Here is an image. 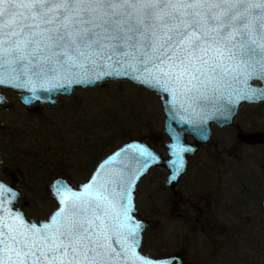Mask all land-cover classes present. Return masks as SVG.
Instances as JSON below:
<instances>
[{"label": "snow or ice", "instance_id": "obj_1", "mask_svg": "<svg viewBox=\"0 0 264 264\" xmlns=\"http://www.w3.org/2000/svg\"><path fill=\"white\" fill-rule=\"evenodd\" d=\"M129 75L186 100L264 96L248 83L264 81V0H0V84ZM121 187L58 182L59 207L38 224L7 206L16 193L0 183V264H126L139 225L121 231Z\"/></svg>", "mask_w": 264, "mask_h": 264}, {"label": "rangeland", "instance_id": "obj_2", "mask_svg": "<svg viewBox=\"0 0 264 264\" xmlns=\"http://www.w3.org/2000/svg\"><path fill=\"white\" fill-rule=\"evenodd\" d=\"M0 178L16 176V208L29 221L57 208L51 180L74 185L90 178L99 160L127 141L150 139L165 152L162 96L127 81H105L58 97V107H26L19 93L2 90ZM264 133V103L244 105L233 128L213 126L182 178L177 196L164 185L168 173L152 169L137 187L142 217L154 221L142 252L162 258L182 252L186 264H264V144L238 134ZM12 183V181L10 182Z\"/></svg>", "mask_w": 264, "mask_h": 264}, {"label": "water", "instance_id": "obj_3", "mask_svg": "<svg viewBox=\"0 0 264 264\" xmlns=\"http://www.w3.org/2000/svg\"><path fill=\"white\" fill-rule=\"evenodd\" d=\"M105 81H127L163 97L164 134L170 138V141L165 143L166 151H157L150 139L127 141L98 162L87 182L74 185L67 178L58 176L49 183L48 191L56 200L58 208L59 204L56 194L58 182H63L74 191L81 192L84 186L90 182L93 184L108 183L111 180L119 178L122 185L120 191L126 190L127 195L123 200L118 201V206L122 204L123 207L128 209V218L125 219V217L121 216V220L126 224V227L121 229V231L126 233L128 228L139 225L135 229L134 235L126 238V243L123 245L126 249L123 261L126 264H186V255L182 252L162 258H154L142 252L144 234L148 229L153 228L154 221L142 217L140 209L137 206V187L152 169H164L168 173V176L164 180V185L171 190L174 196H177L178 186L186 175L191 161L199 154L202 147L209 144L213 133V126L233 128L239 110L244 105H259L264 103V96L249 93L247 98H244L242 95L234 93L231 97L225 95L223 99L218 98L214 104L209 103L207 100H186L182 96L175 97L171 95L159 86H153L151 82H141V80L133 78V75L102 76L99 79L93 77L91 82L86 81L84 83L61 81L59 82V86L45 85L42 88H38L35 92L31 91L28 87H14L12 83L6 80L4 84H0V91L3 88H9L21 92L20 100L30 108H33L37 102L57 107L60 95L71 96L78 87H96ZM248 83L255 89L264 90V81L253 79ZM242 87L244 86L242 85ZM8 104L9 102L0 94V105ZM197 105L200 106L197 107ZM237 137L248 145L264 144V133L238 134ZM177 142L185 149L179 152L178 155L174 150H170L169 148L170 145ZM143 150L152 153L153 158H149L146 162L145 157L140 155V152ZM1 162L2 158L0 156V166ZM0 183L11 188L16 193L14 198L8 197L11 202L7 206L12 208L14 212L21 213L26 219L24 212L16 208L22 192L16 186L15 181L7 184L0 180ZM122 210L120 208V211ZM47 219L40 221L31 220L29 222L39 224ZM118 239L121 238L118 237Z\"/></svg>", "mask_w": 264, "mask_h": 264}, {"label": "flooded vegetation", "instance_id": "obj_4", "mask_svg": "<svg viewBox=\"0 0 264 264\" xmlns=\"http://www.w3.org/2000/svg\"><path fill=\"white\" fill-rule=\"evenodd\" d=\"M17 93V92H16ZM2 163H3V157H2ZM2 165V164H1ZM1 169V168H0ZM0 180H2V181H4V182H6V183H10L11 181L13 182V181H15V183L17 182V180H16V176L14 175V174H9V178H8V180L6 181V180H4V179H2V178H0ZM22 210V209H21ZM23 211V210H22ZM24 212V211H23ZM24 214H25V216L27 217V215H26V213L24 212Z\"/></svg>", "mask_w": 264, "mask_h": 264}]
</instances>
